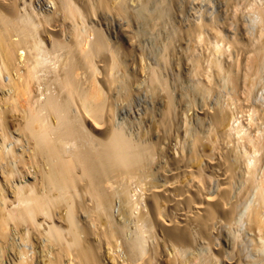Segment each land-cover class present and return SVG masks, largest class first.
<instances>
[{"label":"bare ground","instance_id":"bare-ground-1","mask_svg":"<svg viewBox=\"0 0 264 264\" xmlns=\"http://www.w3.org/2000/svg\"><path fill=\"white\" fill-rule=\"evenodd\" d=\"M221 1L0 0V264H264V27Z\"/></svg>","mask_w":264,"mask_h":264},{"label":"rangeland","instance_id":"rangeland-1","mask_svg":"<svg viewBox=\"0 0 264 264\" xmlns=\"http://www.w3.org/2000/svg\"><path fill=\"white\" fill-rule=\"evenodd\" d=\"M221 2V4H220V2ZM237 1V2H236ZM243 1H245V0H235V2L233 3V5L231 6V8H233L234 9V12H235V14L236 13H238L239 12V14H237L236 15V18H235V14L232 12L233 10H231V8H229L228 10L230 11H227L228 13H229V16L230 17H233L234 19H235V21H237V25H238V28L240 29V33L242 34L243 32H245L246 33V27L245 26H249L250 24V26H249V28L251 29V30H249L248 31V27H247V33L248 34H245V33H243L242 34V36H241V34H239V32H238V36H240V37H243V38H245V36L246 35H249L250 36V34L252 35V33L256 30V33H260V29L261 28H258L259 27V25H260V27H264L263 25H264V16L262 15V14H260L259 13V11L260 10H257L256 8H255V4L254 5H251L252 3H254L255 1H259L260 2V0H246L245 2H243ZM263 1V0H262ZM217 2H218V4H219V6H217L216 4H217ZM242 2V3H241ZM38 3V2H37ZM173 3H175L176 4V2H174L173 1ZM215 3V4H214ZM240 3V4H239ZM212 6H210V5ZM222 4H223V8L225 7V5H224V3H222V1L221 0H206V4H205V8H208V6H210V8H208L210 11H212V9H213V11H215L216 12V14H218V13H223V12H225V8H224V10L221 8L222 7ZM221 5V6H220ZM240 5V6H239ZM248 5V6H247ZM46 6L47 7H49L50 6V3H49V5H48V3L46 4ZM236 6V7H235ZM252 7V8H248V7ZM214 7V8H213ZM243 7H247V9H245L244 8V10H242L243 9ZM216 8V9H215ZM215 9V10H214ZM217 9H219V10H217ZM221 9V10H220ZM249 9H250V11H249ZM253 9H254V12H256L255 14L253 13ZM217 10V11H216ZM236 10V11H235ZM240 10L241 11H244V14L242 13V12H240ZM220 11V12H219ZM246 11V12H245ZM179 13V12H178ZM231 13H232V16H231ZM246 13V14H245ZM241 14H243L246 18H243L242 16H241ZM221 15H223V14H221ZM239 15V16H238ZM255 16V17H254ZM237 17H238V20H237ZM242 19H241V18ZM247 17H251V19H249V18H247ZM239 18H240V20L242 21V20H244L245 19V24L243 23H239L238 21H240L239 20ZM254 18L256 19V18H259V20L257 21V19H256V22H255V20H254ZM251 20V21H249V20ZM261 19H262V22H261ZM252 20H253V22H252ZM249 22H251V23H249ZM255 22V23H254ZM254 23V24H253ZM260 23V24H259ZM235 25H236V23H234ZM242 25V28H241V25ZM259 24V25H258ZM236 25V26H237ZM253 25H257V28L259 29H256V27L255 26H253ZM244 26V27H243ZM233 27V28H232ZM234 25L233 26H231L230 25V28H232L231 29V32H230V30H228V29H230V28H228V26L226 27V32H228V33H232L233 31L232 30H234L235 31V29H234ZM254 29L253 31H252V28ZM228 28V29H227ZM243 28H245V29H243ZM241 29H243L242 31H241ZM263 29V31L261 32V38L262 39H264V28H262ZM245 30V31H244ZM252 32V33H251ZM255 33V32H254ZM245 34V35H244ZM232 35V34H231ZM258 35V34H257ZM258 36H260V34L258 35ZM246 38H248V36L246 37ZM202 45V44H201ZM203 46V45H202ZM204 48H206L207 46L206 45H204L203 46ZM200 48H202V47H200L199 45H198V50L200 49ZM247 50L246 51H248L249 49H250V47H249V49L248 48H246ZM262 83L264 84V79L262 80ZM263 84H261V85H259V87H258V90H257V94H256V98H255V101H259V102H261V104H263L264 103V85ZM260 86H261V88H260ZM263 106H264V104H263ZM115 214L117 215L118 214V212H117V207L115 208ZM38 249V248H37ZM39 250V249H38ZM38 255H39V253H38Z\"/></svg>","mask_w":264,"mask_h":264}]
</instances>
